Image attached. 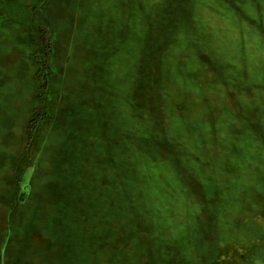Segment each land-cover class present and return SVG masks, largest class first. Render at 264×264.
<instances>
[{
  "label": "rangeland",
  "instance_id": "374dc122",
  "mask_svg": "<svg viewBox=\"0 0 264 264\" xmlns=\"http://www.w3.org/2000/svg\"><path fill=\"white\" fill-rule=\"evenodd\" d=\"M3 248L264 264V0H0Z\"/></svg>",
  "mask_w": 264,
  "mask_h": 264
},
{
  "label": "trees",
  "instance_id": "16d2710c",
  "mask_svg": "<svg viewBox=\"0 0 264 264\" xmlns=\"http://www.w3.org/2000/svg\"><path fill=\"white\" fill-rule=\"evenodd\" d=\"M32 135L29 137L31 140ZM3 255H4V248L1 250V264H4V260H3Z\"/></svg>",
  "mask_w": 264,
  "mask_h": 264
}]
</instances>
